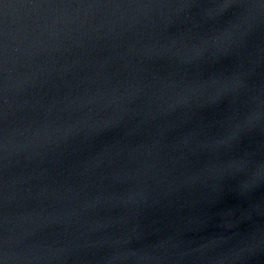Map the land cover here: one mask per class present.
<instances>
[{"label": "water", "instance_id": "95a60500", "mask_svg": "<svg viewBox=\"0 0 264 264\" xmlns=\"http://www.w3.org/2000/svg\"><path fill=\"white\" fill-rule=\"evenodd\" d=\"M0 264H264V0H0Z\"/></svg>", "mask_w": 264, "mask_h": 264}, {"label": "clouds", "instance_id": "9594fccd", "mask_svg": "<svg viewBox=\"0 0 264 264\" xmlns=\"http://www.w3.org/2000/svg\"><path fill=\"white\" fill-rule=\"evenodd\" d=\"M248 119H249V121H250V120H251V117H249ZM238 127H239V126H238Z\"/></svg>", "mask_w": 264, "mask_h": 264}]
</instances>
